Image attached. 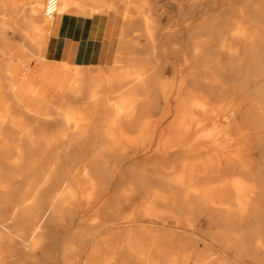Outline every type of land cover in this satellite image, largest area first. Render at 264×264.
Segmentation results:
<instances>
[{"label":"bare ground","instance_id":"obj_1","mask_svg":"<svg viewBox=\"0 0 264 264\" xmlns=\"http://www.w3.org/2000/svg\"><path fill=\"white\" fill-rule=\"evenodd\" d=\"M210 1L167 0L174 13L163 14L158 0H60L45 17V0L25 12L0 0L22 38L9 42L0 17L2 264H53L56 245L61 264H78L82 248L81 264L133 262L123 239L174 250L199 219L212 228L196 262L224 264L217 248L264 264V0L204 12ZM106 18L104 60L51 56L49 39L67 27L100 39ZM175 34L185 47L169 41ZM26 58L66 78L42 115L15 97L10 70Z\"/></svg>","mask_w":264,"mask_h":264},{"label":"rangeland","instance_id":"obj_2","mask_svg":"<svg viewBox=\"0 0 264 264\" xmlns=\"http://www.w3.org/2000/svg\"><path fill=\"white\" fill-rule=\"evenodd\" d=\"M20 1H21V4L19 7V11L21 10V12L22 11L25 12V10L28 7V0H20ZM226 1L227 0H211L209 3L210 5L208 4L207 6H205L203 8V11L213 13V12L217 11L218 8L224 7L223 5H225L224 3H226ZM59 2H60V0L55 1L56 4ZM230 2H231L230 3L231 6H233V7L236 6L235 8L240 7V5H241V0H230ZM159 4H160V8H162V9L159 8L160 10L158 9V11H162V12L170 11L171 13H174V9L171 8V6L168 4L167 0H158V5ZM163 14H165V12ZM0 15H1L0 17H2V18L6 17V18H4L5 24L3 25L4 37H6V39L11 43L21 42L22 38H21L19 32L15 31V30L13 31L11 28L8 27V24H6L8 22H9V24L12 22V19H13L12 15L13 14L10 15L8 13V10H3L1 8L0 9ZM19 15L20 14H16V17H19ZM162 19H163L162 22L164 23L166 21V15H162ZM176 22H177V19H176V21L175 20L171 21V23L174 26L176 25ZM169 41L176 42L178 45H181L183 47H185V45H186V37H184L183 35H179V34L172 35L171 37L169 36ZM183 50H184V48H183ZM33 65H34V60H29L28 61V68H32ZM163 73H164L163 74L164 79H167V80L172 79L174 76L167 65H166V68H165ZM26 75L27 74L24 73L21 76L24 77ZM245 97H246V95H244V98ZM244 106L245 105H243V107H242L244 110L241 108V110L239 111V113L237 115V118L239 120L242 117L244 111L246 110V106L245 107ZM229 110H230V107H228L226 109V112L222 118L223 119L222 124L224 126L229 125L228 120L224 119V117L225 118L228 117ZM37 120H40V118L37 117ZM17 128L21 131H25L27 129V125L22 123L21 126H17ZM201 147H203V145H197L195 147H192L193 149L192 148L188 149V151L190 152V150L191 151L198 150ZM198 224H199V227H198L197 233L192 234L187 239L188 241H186V243L183 247L175 248L174 250H164L165 247L168 248V246L166 244H163L162 242L158 241L157 239H153L149 243V241L145 237L136 241V242H132V243H129L128 241L125 242L123 239V242L121 244V248L122 249L129 248L130 253H131L133 260H134L133 262L138 261L139 264H205L204 261H201V260L196 262V258L199 256H203L209 252L205 241H206V238L208 237V232L212 228V226L207 225V223L205 221H203L202 219H199ZM131 228H134V226H132ZM48 236H49V242L53 241L54 244H57L59 242V240H61V239H65V235H62L61 233L56 234L55 236H52L51 234H49ZM252 242H253V240H252ZM148 243L150 244L149 248H148V246H149ZM84 244H85V246H87V243H84ZM254 248L255 247H252V249H254ZM161 251H162L163 255L161 254ZM210 252L216 253L218 255V257L223 260L222 262L224 264H256L254 261H252L250 259L249 256H243L241 258H236L235 256H233L232 251L225 252L222 250H217V248H215V251H210ZM78 253L80 254V256L78 254V258H77L78 261L77 262H78V264H81V261L82 262L84 261L83 258L85 255L83 248ZM36 254L39 255V252H37ZM176 254L178 255V258H176V260H175L174 258H175ZM58 255H59V251H58V248L56 245L54 248V254H53V256L55 257V258L53 257L55 259V260H53V264H61V263H58L59 262V260H58L59 256ZM9 256L10 255H8L5 252H0V260H1L0 264H2V260L4 261V260L8 259ZM12 258L14 259L15 262L18 261V257L16 255H13ZM133 262H127L124 264H134Z\"/></svg>","mask_w":264,"mask_h":264},{"label":"crops","instance_id":"obj_3","mask_svg":"<svg viewBox=\"0 0 264 264\" xmlns=\"http://www.w3.org/2000/svg\"><path fill=\"white\" fill-rule=\"evenodd\" d=\"M74 22V21H73ZM113 20L104 19L103 33L100 39L86 41L84 38L75 37L67 27L65 34H58L55 39H49L51 56H58L59 51L66 53V59L69 61L79 60L87 63H97L104 60L109 52L110 45L107 35V29L111 28ZM59 50V51H58ZM34 60L32 68H28V61ZM13 75V83L16 85L15 97L21 103L38 115L45 113L56 92L62 88L66 81L65 75L55 70L49 64L31 58L24 59L10 70ZM26 76H21L22 74ZM0 89V118L4 116L3 97ZM20 121H16V126H21Z\"/></svg>","mask_w":264,"mask_h":264},{"label":"built area","instance_id":"obj_4","mask_svg":"<svg viewBox=\"0 0 264 264\" xmlns=\"http://www.w3.org/2000/svg\"><path fill=\"white\" fill-rule=\"evenodd\" d=\"M56 0H45L42 13L45 17H50L55 13Z\"/></svg>","mask_w":264,"mask_h":264}]
</instances>
